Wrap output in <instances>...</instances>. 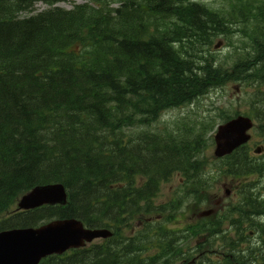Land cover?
Returning a JSON list of instances; mask_svg holds the SVG:
<instances>
[{
  "label": "trees",
  "instance_id": "1",
  "mask_svg": "<svg viewBox=\"0 0 264 264\" xmlns=\"http://www.w3.org/2000/svg\"><path fill=\"white\" fill-rule=\"evenodd\" d=\"M32 1L0 0V230L68 218L111 228L105 245L43 264H114L121 251L112 241L148 212L139 205L156 181L202 169L201 139H188V130L132 136L129 129L149 127L161 110L190 103L227 80L264 86V0H229L225 11L193 0H92L97 10L52 8L14 19ZM108 2L120 3L114 16ZM247 22L248 58L226 68L187 54ZM232 158L225 167L235 175L249 164L242 155ZM135 178L144 184L136 188ZM49 183L65 187V206L6 215L20 195ZM144 231L145 225L137 241H149Z\"/></svg>",
  "mask_w": 264,
  "mask_h": 264
},
{
  "label": "rangeland",
  "instance_id": "2",
  "mask_svg": "<svg viewBox=\"0 0 264 264\" xmlns=\"http://www.w3.org/2000/svg\"><path fill=\"white\" fill-rule=\"evenodd\" d=\"M199 1L211 7H219V6L224 7L227 2V0H199ZM82 2L83 0H65L57 3V6L69 10L73 7V5ZM48 4L49 2L46 0L35 1L32 5V11L30 12V14H35L37 12L43 11L48 7ZM22 14L23 13H20L19 15ZM231 38L235 48H233L232 46H228L227 42L223 39V37L220 36L213 38L212 44L203 47V50L206 52L207 55H209V53L215 54L218 58L224 59L225 63L230 64V62L234 58L243 57V54L246 53V48H247L246 45L247 40L244 36L233 35V37L231 36ZM215 45H218V47L215 48ZM227 81L222 83L223 84L221 86L222 89H215L214 91H210L208 94H205V96L202 97L196 103L182 107L180 109H174L166 113L165 115L161 116L156 123L152 124V126L148 128V130L153 132L169 129V128L173 130L175 128H180L181 125L184 123L186 124L191 123V121H200L207 117L216 118V115L218 114L220 109L228 110L229 108H232L238 111L240 114L252 115L256 111L255 110L256 105L254 104V99H253V88L246 87L244 84L237 85L235 84V82L232 81L227 82ZM217 122L219 124L220 121L216 119V123ZM142 130H143L142 128H132L129 131H131L132 136H134V133ZM257 132L259 131L257 130L251 131L253 141L263 143V138L258 136V134L256 135ZM212 148L213 147H209L204 154L210 157L212 155ZM251 153H252V149L250 150V154ZM255 160L259 162H264V152L261 155L257 156ZM208 169L210 171V167H208ZM213 170H214V166H213ZM174 176H178V175L176 174ZM177 178L178 177L171 178L169 183L165 185L162 184V186H160V190L157 193V197H154L153 198L154 200L152 202L154 205H161L173 201L177 205L176 210L171 212H164V215L166 217H170L171 220L168 223H175V228L180 229V231L185 227V224L188 221L195 218L196 213L198 211L205 209L206 207L213 208L214 207L213 202L216 198L222 199L223 205L229 206V202H228L229 199L223 197L221 184L228 183L231 186H234L233 190L236 189L235 197H234L235 200L239 197L238 189L241 190L244 184H248L251 185L252 187L258 188L259 192L261 188H264V176H250V177L245 176L237 180H231V179L221 180V179H217L216 176H212L211 178L213 179L212 186L207 191L209 197V201H208L209 203L198 205L199 208H197L196 205L192 204L191 201L188 200L187 203L183 204L182 209L179 210L178 207L179 205H182V201L185 196H184V189L180 188L176 183ZM228 188L231 187L229 186ZM260 194L264 195V190H261ZM259 223H264V219L259 217H253L252 220L248 222V225L249 226L251 225L250 230L251 231L258 230L260 233L261 229L259 227ZM259 233L254 235L253 241H256ZM198 240L201 239L197 238L196 241ZM220 246L221 244L217 242L214 249H219Z\"/></svg>",
  "mask_w": 264,
  "mask_h": 264
},
{
  "label": "water",
  "instance_id": "3",
  "mask_svg": "<svg viewBox=\"0 0 264 264\" xmlns=\"http://www.w3.org/2000/svg\"><path fill=\"white\" fill-rule=\"evenodd\" d=\"M251 124L247 119L237 118L219 126L215 135V155L229 153L244 143L245 131ZM62 186L48 185L33 188L18 203L20 209H31L43 204H64ZM105 231H86L73 220L56 221L38 229L10 230L0 233V264H37L51 254H61L69 248H78L84 241L104 237Z\"/></svg>",
  "mask_w": 264,
  "mask_h": 264
},
{
  "label": "flooded vegetation",
  "instance_id": "4",
  "mask_svg": "<svg viewBox=\"0 0 264 264\" xmlns=\"http://www.w3.org/2000/svg\"><path fill=\"white\" fill-rule=\"evenodd\" d=\"M234 244L236 246L233 249L222 248L224 251H220V252L216 251V256L218 257L220 255L221 256V258H220L221 262H223L224 264L234 260L232 253H234L235 255L236 254L242 255L248 251V247H247L248 241H235ZM257 244H258L259 256H261V258L264 259V241H257V242L256 241H250L251 247H257ZM199 245H200V243H197V247ZM197 250H198V248H197ZM206 253H209V252L208 251L198 252L197 253L198 259L197 260H200L203 256L206 255ZM196 263L197 262H195V264ZM232 264H247V263L240 258L239 262L234 261V262H232Z\"/></svg>",
  "mask_w": 264,
  "mask_h": 264
}]
</instances>
